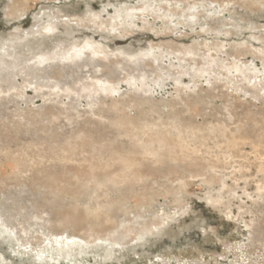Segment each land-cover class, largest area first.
I'll return each instance as SVG.
<instances>
[{
	"label": "bare ground",
	"instance_id": "1",
	"mask_svg": "<svg viewBox=\"0 0 264 264\" xmlns=\"http://www.w3.org/2000/svg\"><path fill=\"white\" fill-rule=\"evenodd\" d=\"M193 50L195 77L232 72L226 58ZM176 53L189 59L185 49ZM101 54L89 41L25 66L0 61V217L7 228L30 244L41 234L69 256L78 239L84 243L110 222L115 223L114 237L123 241L130 213L144 222L158 212L148 209L158 201L147 192L140 194L144 211L128 202L137 189H154L157 175L166 180L160 185L175 195V203L182 202L177 195L195 179L209 188L207 197L216 206L223 205L228 189L242 183L245 189L255 184L264 199V105L227 100L216 107L213 97L235 98L225 85L204 95L192 91L159 101L144 84L150 73L155 78L164 73L159 56L144 52L130 57L123 51L116 59ZM123 82L143 86L130 92ZM241 87L264 104V84ZM36 97L43 104L31 108ZM9 162L15 169L7 177ZM252 228L263 234L264 220ZM182 253L168 258L185 264L186 259L195 261V253L201 255L198 260L207 257L201 248L191 256ZM210 256L219 262L217 254Z\"/></svg>",
	"mask_w": 264,
	"mask_h": 264
},
{
	"label": "rangeland",
	"instance_id": "2",
	"mask_svg": "<svg viewBox=\"0 0 264 264\" xmlns=\"http://www.w3.org/2000/svg\"><path fill=\"white\" fill-rule=\"evenodd\" d=\"M89 41L104 57L117 59L116 53L123 51L130 57L144 52L159 56L163 75L155 78L150 73L144 81L159 101L192 91L204 95L225 85L223 89L235 98L213 97L216 107L227 100L264 105L241 87L264 84V0H0V61L5 65L25 66L40 56L53 58ZM168 48L174 52L166 53ZM193 48L226 58L234 66L232 72H203L195 77ZM181 49L189 52L188 60L177 55ZM196 55L202 68V58ZM140 86L141 82L122 83L130 92ZM42 104L43 98L36 97L30 107ZM6 167L8 177L15 166L9 162ZM165 181L157 175L154 189L140 188L128 197L136 208L143 192L158 201L148 207L158 211L152 213V219L141 222L130 213L123 241L114 237L115 223L110 222L84 243L78 239L80 244L72 246L71 256L41 234V239L33 238L30 244L0 217V253L4 257L0 264H183L168 256L180 252L191 256L197 248L205 251L206 260H198L201 255L195 253V261L186 259L185 264H215L211 254H217L216 264H264V233L252 228L264 220V205L260 204L264 199L255 184L249 189L243 183L228 189L223 205L216 206L209 202V188L199 179L177 195L183 197L181 203H175L174 194H166L160 185ZM139 206L138 211H144ZM23 225H28V219ZM80 233L84 231L80 229ZM108 252L111 259L106 258Z\"/></svg>",
	"mask_w": 264,
	"mask_h": 264
}]
</instances>
